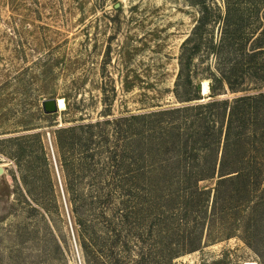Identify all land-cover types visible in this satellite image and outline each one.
<instances>
[{
  "label": "rangeland",
  "instance_id": "1",
  "mask_svg": "<svg viewBox=\"0 0 264 264\" xmlns=\"http://www.w3.org/2000/svg\"><path fill=\"white\" fill-rule=\"evenodd\" d=\"M215 2L223 14L224 1ZM198 10L188 0H0V264H85L55 132L181 106L173 94L177 58ZM233 16L238 32H252L264 20V1L240 0ZM203 81L209 83L202 77L200 86ZM51 98H62L65 110L45 114L41 102ZM29 135L41 140L49 178ZM245 181L249 193L237 194L231 215L209 227L202 209L201 226L188 238L198 243L223 228L233 235L173 264H264V175ZM216 183L199 187L211 190L212 199Z\"/></svg>",
  "mask_w": 264,
  "mask_h": 264
},
{
  "label": "trees",
  "instance_id": "2",
  "mask_svg": "<svg viewBox=\"0 0 264 264\" xmlns=\"http://www.w3.org/2000/svg\"><path fill=\"white\" fill-rule=\"evenodd\" d=\"M188 1L199 10L177 58L173 94L181 106L55 132L85 264H173L184 253L228 239L233 228L207 233L198 243L188 236L201 226L202 209L209 227L223 223L237 194L249 193L250 184L240 181L264 175V20L252 32H238L233 13L240 0H223V14L215 0ZM216 24L220 32H211ZM202 77L209 80L206 102ZM227 91L245 93L218 98ZM27 137L36 140L49 178L41 140ZM213 178L210 199L211 190L199 183Z\"/></svg>",
  "mask_w": 264,
  "mask_h": 264
},
{
  "label": "water",
  "instance_id": "3",
  "mask_svg": "<svg viewBox=\"0 0 264 264\" xmlns=\"http://www.w3.org/2000/svg\"><path fill=\"white\" fill-rule=\"evenodd\" d=\"M200 95L203 96L202 88H201ZM41 106L45 114H56L59 112L58 102L56 98L42 100ZM3 173H4V169L0 167V175Z\"/></svg>",
  "mask_w": 264,
  "mask_h": 264
},
{
  "label": "bare ground",
  "instance_id": "4",
  "mask_svg": "<svg viewBox=\"0 0 264 264\" xmlns=\"http://www.w3.org/2000/svg\"><path fill=\"white\" fill-rule=\"evenodd\" d=\"M201 88H202L203 96H207L208 93H209L208 82L207 81H203L202 85H201ZM57 102H58L59 111L65 110L66 106H65L64 100L62 98H59V99H57Z\"/></svg>",
  "mask_w": 264,
  "mask_h": 264
}]
</instances>
